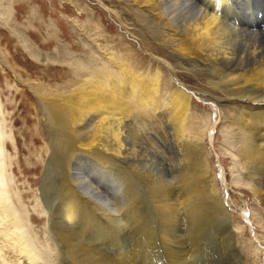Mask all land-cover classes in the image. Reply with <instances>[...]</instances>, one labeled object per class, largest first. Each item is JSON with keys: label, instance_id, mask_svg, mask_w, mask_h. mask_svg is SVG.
Here are the masks:
<instances>
[{"label": "bare ground", "instance_id": "obj_1", "mask_svg": "<svg viewBox=\"0 0 264 264\" xmlns=\"http://www.w3.org/2000/svg\"><path fill=\"white\" fill-rule=\"evenodd\" d=\"M81 1L79 9L92 17V7ZM110 3L103 5L113 20L134 27L128 16L140 21L144 16V22L151 18L163 46H174L171 53L152 44L156 37L151 43L143 38L145 50L160 65L177 74L205 70L204 84L214 95L200 98L221 114L236 166L248 179L240 185L259 205L262 217L251 216L259 226L264 220V0ZM86 22L92 18L82 24ZM92 23L88 34L97 40L104 31L100 23ZM143 29V35L149 33ZM110 57L117 69L88 67L85 81L60 95L36 84L39 104L22 103L26 111L37 109L38 132L32 130L26 141L32 163L20 166L26 175L38 174L28 183L38 186L36 200L44 217L30 215L25 203L30 194L12 188L0 117V264H260L253 256L259 251L254 241L261 235L253 240L244 233L231 206L237 197L224 203L208 158L203 137L212 121L191 101L199 91L164 75L159 65L154 73L143 72L118 54ZM174 81L178 86L172 90ZM163 90L170 92L167 100ZM142 112L166 113L175 131L179 166L167 180L141 173L132 160L121 162L126 159L123 120ZM34 120L30 117L28 123ZM43 138L44 149L34 159L35 145ZM66 140H74L87 154L93 177L65 163L73 157L66 148L65 158Z\"/></svg>", "mask_w": 264, "mask_h": 264}, {"label": "rangeland", "instance_id": "obj_2", "mask_svg": "<svg viewBox=\"0 0 264 264\" xmlns=\"http://www.w3.org/2000/svg\"><path fill=\"white\" fill-rule=\"evenodd\" d=\"M80 2L82 3L81 0H0V117L4 131L3 150L6 157L7 174L12 178L13 190L30 194L25 198L29 214L45 216L41 212L40 200H36L38 186H31L28 183V178H36L38 174L31 173L27 176L22 172L23 166H20V163H32V161H28L31 155L25 150L28 148L26 141H28V135L32 130L38 132L37 109L26 111L27 109L24 110L22 103L30 101L39 104L38 94L34 90L36 84H43L52 95H60L84 82L89 75L88 67L103 65L117 69L113 66L115 59L112 60L110 53L118 54L120 58L127 59L134 67L143 72L149 70L154 73L159 65L164 75L172 79L173 77L180 78L178 80L183 81L187 89L193 92L199 91V94L191 95V101L196 111L202 115L208 113L212 121L209 124L207 135L203 139L206 141L208 158L213 171L218 176L217 181L224 203L229 205L232 196L237 197V200L231 204L233 211L238 212L236 215H240L246 229L244 233L248 237L255 240V237L258 239V235H261V240L254 241L259 251L253 257L255 261L264 264V228L261 229L264 227V220L257 226L251 219V216L262 217L259 205L256 204L257 202L254 201L248 189L240 185L247 182L248 179L236 166V151L227 142L231 136L227 137V128L219 118L221 114L219 115V111L214 106L200 98L206 97L203 95L206 93L214 95L204 84L205 70L203 68L198 69L197 72L193 70L195 75L183 71L177 74L160 65L154 59L156 57L151 56L149 51L145 50L142 43L143 38L149 40L150 43L154 40L152 44L158 45V49L168 50L171 53L174 46L170 43L163 46V41L158 38L161 31L150 26L151 18H149L150 21L144 22V16L141 21L128 16L131 19L128 22L135 26L127 27L121 21L116 22L108 16L107 6L104 8L103 4H113L110 3V0H83L92 7L94 11L92 17L87 10L79 9V6L81 8ZM5 9L11 11L10 15L5 14ZM87 18H92V22L100 23L104 31L103 36L97 40L88 34V31L93 30V23L82 24ZM144 27L149 32L146 35L142 34ZM152 37H156L157 40ZM151 39L153 40L151 41ZM31 54L33 55L31 56ZM167 58L176 60V57H172V55ZM175 83L174 81L172 84V90L178 86ZM163 92L165 94L163 93L162 96L167 100L170 92L166 90ZM208 97L209 101L211 99L213 101L214 98L211 95ZM163 115L165 116L163 117ZM137 116L123 120L122 131L126 135L124 140L126 159L121 162L132 160L130 163L134 164L141 173L153 172L167 180L166 175L177 173L178 169L176 168L179 166V147H176L177 143L175 144V131L166 113L142 112ZM30 117L35 119L33 125L28 123ZM132 132L135 133L131 134ZM42 140L35 145L39 150L36 156L35 152L33 153L34 159H37L44 149L45 139ZM73 142L75 143L74 140L65 142V158L67 157L66 148L73 152V157H67L65 163L72 168L76 166L81 172L84 170V173H90L91 162L86 159L87 154L79 151L76 143L73 144ZM90 175L94 176L91 173ZM34 205L38 206L35 208ZM33 226L37 227V224H33Z\"/></svg>", "mask_w": 264, "mask_h": 264}]
</instances>
